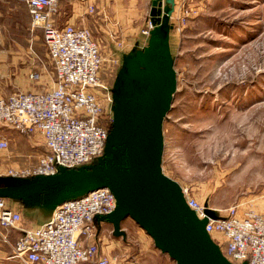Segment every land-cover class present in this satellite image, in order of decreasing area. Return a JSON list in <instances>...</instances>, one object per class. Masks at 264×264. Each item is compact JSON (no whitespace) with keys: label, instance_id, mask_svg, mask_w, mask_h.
Wrapping results in <instances>:
<instances>
[{"label":"rangeland","instance_id":"rangeland-1","mask_svg":"<svg viewBox=\"0 0 264 264\" xmlns=\"http://www.w3.org/2000/svg\"><path fill=\"white\" fill-rule=\"evenodd\" d=\"M152 9L146 0L143 33L149 22L153 27L156 24L150 15ZM169 26L176 80L162 123V172L210 206L222 209L229 203L244 202L263 212L264 0H174ZM30 27L32 40L25 55L45 62L54 77L42 31L31 23ZM21 62L19 59L18 65ZM106 121L111 124V116ZM8 128L0 129V139L7 142L0 148L2 176H8L10 171L32 170L43 150V137L37 130L22 134ZM7 130L13 133V146ZM4 134L9 136V143L1 136ZM101 157H111L105 147L98 158ZM97 184V180L81 183L76 192L84 193V188ZM23 222L22 217L21 226L30 228ZM14 242L10 241V252ZM139 245L134 246V252ZM144 248L151 253L140 261L153 264V255L160 251L153 243ZM118 251V247L112 250L111 264L127 261ZM17 260L13 256V264H23Z\"/></svg>","mask_w":264,"mask_h":264},{"label":"built area","instance_id":"built-area-1","mask_svg":"<svg viewBox=\"0 0 264 264\" xmlns=\"http://www.w3.org/2000/svg\"><path fill=\"white\" fill-rule=\"evenodd\" d=\"M25 3L31 26L42 31L54 68V86L0 98V129L6 126L22 134L37 130L44 140L45 151L32 170L9 172V177L18 178L51 176L60 167L71 169L95 162L109 133L99 122L105 110L98 94L104 92L105 100L112 101L102 84L103 57L91 31L73 24L56 26V0ZM152 28L151 21L145 34L149 35ZM28 76L34 81L41 78L38 71ZM6 145L0 139V148ZM181 190L189 210L198 219H207L204 229L228 261L264 264V211H256L244 202L215 209L190 195L186 188ZM115 207L114 194L107 187L97 188L56 205L41 225L24 228L20 212L0 197V226L19 233L11 248L12 255L23 264H111L107 256L99 254L91 237L96 218L110 214ZM207 210L216 214L208 215Z\"/></svg>","mask_w":264,"mask_h":264},{"label":"water","instance_id":"water-1","mask_svg":"<svg viewBox=\"0 0 264 264\" xmlns=\"http://www.w3.org/2000/svg\"><path fill=\"white\" fill-rule=\"evenodd\" d=\"M152 5L163 10L161 21L149 31L147 45L124 60V72L134 83V96L125 117L113 115L105 144V152L111 157L77 168L60 167L51 176H8L15 178V185L1 187L0 197L12 194L24 198L25 194L39 196L43 191L56 190L54 209L93 189L107 187L115 196L116 207L96 219L114 222L130 217L152 239L155 248L176 264H234L205 231L207 219H198L189 210L181 187L162 172V123L176 80L169 47L174 0H152ZM92 180L99 184L84 188V193L76 192L79 184ZM206 213L214 215L211 210Z\"/></svg>","mask_w":264,"mask_h":264},{"label":"crops","instance_id":"crops-1","mask_svg":"<svg viewBox=\"0 0 264 264\" xmlns=\"http://www.w3.org/2000/svg\"><path fill=\"white\" fill-rule=\"evenodd\" d=\"M56 1L58 10L53 16L56 26L63 27L65 24H73L89 28L99 45L103 57L100 77L112 97V101L108 102L104 100V92L98 94L104 105L105 116L109 115L113 119V115L118 113L121 117H125L132 109L130 101L134 96L135 87L124 72V60L131 57L136 50L147 45L150 34L142 32L146 0ZM149 4L154 8L152 0H149ZM90 7H92V11L89 10ZM152 13L150 12V15ZM30 23L31 17L25 0H0V98L12 92L44 90L54 86V77L48 73L45 62L39 59L35 61L25 55L28 42L32 40L33 31ZM19 59L22 62L18 65ZM49 63L52 66L50 60ZM32 71L40 73V81L34 83L28 77ZM7 132L11 136L13 146V133L9 130ZM1 136L5 137L9 143L10 139L7 134ZM42 146L43 150L39 154L45 151L43 139ZM13 185H15L13 179L0 175V188L4 186L13 187ZM23 197L11 194L2 198L7 201L12 209L20 212L24 220L23 225L31 228L41 225L50 218L58 193L56 190H52L43 196L42 201L38 199L37 195L26 196L25 194ZM229 204L227 205L229 206ZM228 206H224L222 209H226ZM211 207L221 209L217 206ZM18 236L17 231L3 229L0 226V264H13V255L10 252L9 244L10 241H16ZM216 237L221 239L219 234ZM91 241L97 244L99 254L108 258H111L110 254L114 247H118V254L123 256V261L127 259L124 264H148L142 263L143 261L140 259H146L143 258L147 253L144 246L153 243L145 231L130 217H123L114 222L108 219H96L93 223ZM135 245L140 246L137 252L133 250ZM153 247L155 248L154 244ZM159 253L153 255L152 259H155L153 264H175L167 254L161 251ZM130 254L135 256L124 258Z\"/></svg>","mask_w":264,"mask_h":264},{"label":"trees","instance_id":"trees-1","mask_svg":"<svg viewBox=\"0 0 264 264\" xmlns=\"http://www.w3.org/2000/svg\"><path fill=\"white\" fill-rule=\"evenodd\" d=\"M152 20L157 24L161 21V7H154L153 11H152ZM170 27V26H169ZM170 29V28H169ZM107 117H101L99 119L100 124L104 125L109 132V128H111V124L109 122L106 121ZM48 192V190L43 191L41 194H39L38 199H42L43 200V196ZM72 192V190H71ZM41 200V201H42Z\"/></svg>","mask_w":264,"mask_h":264}]
</instances>
